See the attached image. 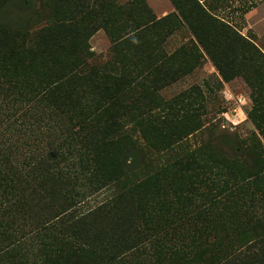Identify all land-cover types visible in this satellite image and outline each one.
<instances>
[{
    "label": "trees",
    "instance_id": "1",
    "mask_svg": "<svg viewBox=\"0 0 264 264\" xmlns=\"http://www.w3.org/2000/svg\"><path fill=\"white\" fill-rule=\"evenodd\" d=\"M10 1L0 0V90H30L53 129L40 137L42 125L32 126L33 141L48 142L23 160L15 148L24 138L0 140V264L122 263L200 211L207 249L166 246L151 264H264V51L200 0H172L178 13L153 23L143 0H38L17 22L5 16ZM168 22L187 24L195 52L202 47L226 80L234 71L250 83L249 136L231 131L173 154L204 128L189 92L158 99L167 71L125 66V47L155 46L149 35ZM101 28L115 71L90 65Z\"/></svg>",
    "mask_w": 264,
    "mask_h": 264
},
{
    "label": "rangeland",
    "instance_id": "2",
    "mask_svg": "<svg viewBox=\"0 0 264 264\" xmlns=\"http://www.w3.org/2000/svg\"><path fill=\"white\" fill-rule=\"evenodd\" d=\"M25 1L11 0L5 9L6 18L17 22L21 17L30 15L39 3L38 0ZM92 1L96 3V0ZM103 1L106 3L109 0ZM116 1L128 6L138 4L133 5L132 0ZM143 1L147 7H144L141 13L149 15L150 23L178 13L172 0ZM200 2L215 15L232 24L243 36L264 51V0H200ZM173 26L172 22L164 23L160 27L156 26L149 35L151 40L156 39L155 46L125 47L127 68H156L167 71L166 75L159 77L158 80L159 84H163V87L155 92L158 99L167 101L188 91V100L197 107V113L204 123V128L190 135L180 145H175L173 154L178 151H188L210 138H216L231 131L237 132L243 138L249 136L256 130L248 116L253 105V89L250 83L244 75H236L234 71L231 73L233 78L226 80L215 66L213 58L202 47L195 52L191 41L196 38L188 25ZM125 37L127 38L128 35ZM90 45L91 50L96 54L90 60V65L95 64L102 69L113 71L118 68L113 58L114 41L104 28L94 33L90 38ZM181 48L188 49L178 52ZM186 69H188L186 74L174 73L175 70ZM174 76L177 78L174 79ZM32 96L30 90H23L18 85H6L0 90V140L4 139L7 143L11 142L12 138L26 140L23 146L15 148V151H18V160H23L30 155L31 149L44 148L47 145L48 135L45 139L43 138L45 142L41 145H38V141H33L35 137L33 125H36L38 131L39 125H42L43 133L39 132L40 137L45 134L44 132L51 133L53 129L49 124H45L48 116L45 114L44 105L33 102ZM124 98L125 102L129 103L134 100L128 96ZM159 114H161L160 110L155 109L149 115L156 117ZM115 190L116 188L112 187L100 192L91 199L90 203L108 199ZM196 215L198 218L176 219L173 225L168 227V234L163 232L160 238L154 239L156 241L147 242L146 246L137 253L131 254L123 260L124 262L118 264L154 263L157 252L165 249L166 246H169L175 255L176 251H179L181 255L189 254L200 243L207 249L206 224L204 218H200L203 213L200 211ZM167 236L169 237L165 239Z\"/></svg>",
    "mask_w": 264,
    "mask_h": 264
}]
</instances>
